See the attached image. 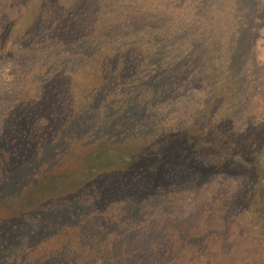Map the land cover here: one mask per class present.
Returning <instances> with one entry per match:
<instances>
[{
  "label": "trees",
  "instance_id": "trees-1",
  "mask_svg": "<svg viewBox=\"0 0 264 264\" xmlns=\"http://www.w3.org/2000/svg\"><path fill=\"white\" fill-rule=\"evenodd\" d=\"M263 29L264 0H0V264H264Z\"/></svg>",
  "mask_w": 264,
  "mask_h": 264
},
{
  "label": "rangeland",
  "instance_id": "rangeland-1",
  "mask_svg": "<svg viewBox=\"0 0 264 264\" xmlns=\"http://www.w3.org/2000/svg\"><path fill=\"white\" fill-rule=\"evenodd\" d=\"M7 1L9 2L11 0H7ZM32 4H33V6L31 7V9L34 10L35 7H36V3L32 2ZM14 14L16 15L14 17L15 23L18 24L19 17H20L19 16L20 15L19 11L16 10L14 12ZM26 15H27V12H26L25 16ZM22 20L23 19H21V21ZM20 25H22V24H20ZM25 27L26 26L23 24L22 28H25ZM18 28H19V26H18ZM1 35H3L2 32H0V40H1ZM255 60H256V63H257L258 66L264 67V29L259 32V35H258L257 39L255 40ZM11 79H12V75H11L9 64L6 62V60L0 62V102L2 100H8L9 99V98L5 99V97H3V95H2L3 94V90L1 88H4L3 85H6L7 83H9L11 81ZM188 98H190L191 100L195 101L196 104L198 103L196 101L197 99L193 96V94L190 95ZM188 105L190 106V105H194V104L191 102ZM141 148H143V147H141ZM4 158H6V156ZM26 192H27V189L25 191H23V193H26ZM8 202H9V200H7V199H6V201H4V200L1 201L0 202V207L6 206V204Z\"/></svg>",
  "mask_w": 264,
  "mask_h": 264
}]
</instances>
